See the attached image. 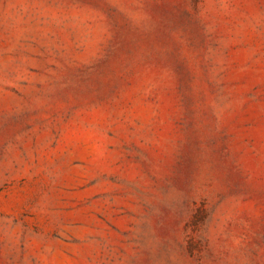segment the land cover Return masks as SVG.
<instances>
[{
	"label": "rangeland",
	"instance_id": "obj_1",
	"mask_svg": "<svg viewBox=\"0 0 264 264\" xmlns=\"http://www.w3.org/2000/svg\"><path fill=\"white\" fill-rule=\"evenodd\" d=\"M0 264H264V0H0Z\"/></svg>",
	"mask_w": 264,
	"mask_h": 264
}]
</instances>
